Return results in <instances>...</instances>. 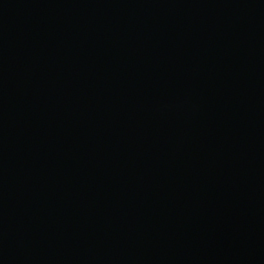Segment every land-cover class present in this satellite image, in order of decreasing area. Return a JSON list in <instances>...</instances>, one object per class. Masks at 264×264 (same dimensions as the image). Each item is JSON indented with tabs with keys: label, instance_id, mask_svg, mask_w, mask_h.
<instances>
[{
	"label": "water",
	"instance_id": "water-1",
	"mask_svg": "<svg viewBox=\"0 0 264 264\" xmlns=\"http://www.w3.org/2000/svg\"><path fill=\"white\" fill-rule=\"evenodd\" d=\"M0 264H264V0H0Z\"/></svg>",
	"mask_w": 264,
	"mask_h": 264
}]
</instances>
